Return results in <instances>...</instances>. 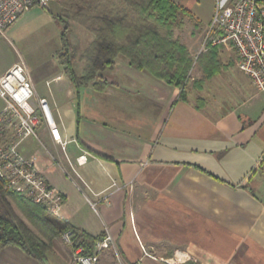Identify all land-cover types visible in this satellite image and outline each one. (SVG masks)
Masks as SVG:
<instances>
[{
	"label": "crops",
	"instance_id": "obj_1",
	"mask_svg": "<svg viewBox=\"0 0 264 264\" xmlns=\"http://www.w3.org/2000/svg\"><path fill=\"white\" fill-rule=\"evenodd\" d=\"M171 1L204 31L217 0ZM50 8L59 10L57 4ZM219 50L220 57H231ZM14 65L0 70V78ZM114 68L117 81L98 92L104 98L95 102V113L84 115L75 138L67 135L55 95L63 90V75L53 70L39 78L27 70L32 106L47 99L67 146L73 144L68 156L67 146L63 152L40 125L21 146L64 196L59 219L110 237L98 253L101 264H164L160 259L176 252L190 256L185 264H264V94L235 65L186 101L178 88L131 68L126 59ZM42 80L46 93L39 89ZM65 87L73 96L71 85ZM3 107L0 98V112ZM0 264H75V251L53 238L44 260L5 247Z\"/></svg>",
	"mask_w": 264,
	"mask_h": 264
},
{
	"label": "trees",
	"instance_id": "obj_2",
	"mask_svg": "<svg viewBox=\"0 0 264 264\" xmlns=\"http://www.w3.org/2000/svg\"><path fill=\"white\" fill-rule=\"evenodd\" d=\"M58 7L57 13L49 11L60 31L61 48L56 58L77 94L78 89L90 83L94 91L102 92L109 83L99 73L113 69L115 59L122 56L128 66L178 88L179 99L187 100L193 59L188 48L173 36L174 28L185 26L181 17L191 16L187 10L171 0H62ZM71 21L93 35L82 55L86 63L82 76L73 68L76 51L70 41ZM219 55V48L214 47L198 56L206 79L231 65L222 64ZM261 164L264 165V157ZM15 207L47 241L25 225ZM66 233L71 248L80 249L83 256L94 255L95 244L104 239L103 235L92 236L73 228L42 205L8 189L0 178V252L5 247H15L44 260L49 242Z\"/></svg>",
	"mask_w": 264,
	"mask_h": 264
},
{
	"label": "built area",
	"instance_id": "obj_3",
	"mask_svg": "<svg viewBox=\"0 0 264 264\" xmlns=\"http://www.w3.org/2000/svg\"><path fill=\"white\" fill-rule=\"evenodd\" d=\"M51 1L0 0V35H4L22 14L36 7L46 8ZM214 47L232 52L235 67L250 80L258 93L264 94V0H231L226 6H217L200 52ZM34 93L22 62L15 64L0 78V98L4 101L0 112V178L6 181L8 189L34 204L42 205L59 218L64 196L47 182L37 158L25 156L21 146L26 139L36 137L40 125L45 126L51 140L63 152L68 141L63 139L47 99L40 98L38 106H32ZM82 158L84 156L78 161ZM64 240L69 241V233L64 235ZM110 244V237L97 242L92 256H83L78 249V263L100 264L96 254ZM160 261L164 264H185L191 258L184 252H176Z\"/></svg>",
	"mask_w": 264,
	"mask_h": 264
},
{
	"label": "rangeland",
	"instance_id": "obj_4",
	"mask_svg": "<svg viewBox=\"0 0 264 264\" xmlns=\"http://www.w3.org/2000/svg\"><path fill=\"white\" fill-rule=\"evenodd\" d=\"M60 1L62 0H52L49 3V7L47 6V8L53 12L54 10L50 7H52V4L59 5ZM210 3L207 4V7L209 6L208 9L205 6L203 7L206 11L205 14L208 13L211 7ZM213 5L214 9L212 16L216 10V7L222 4L220 3V0H217L215 3L213 2ZM47 8L36 7L31 9L29 12H25L8 30L4 32V35H0V70L13 64L22 62L25 65L26 70L34 72V75H37L39 78L45 72H52L53 70H57L59 73H61L64 77L63 90H59L57 93H55V95L58 99V102H61V108L59 112L62 117V122L66 126L67 135L69 138H75L81 127L85 126V121L83 119L84 115L87 116L92 112L95 113L97 109L95 102L98 99H103L104 95L98 94V92L94 91L92 88V83H90L86 87H81L78 89V94L72 87H70V91L73 92V96H69L70 93L68 94L67 87H65V85L66 83L70 84V81L63 73L62 68L56 58V54L61 48L60 31L58 27H56L57 24L52 19V16L49 14V10ZM189 17L191 18V21L194 20L193 15ZM181 18L185 24H187V26H184L183 29L174 28L173 36L174 38H178L179 41L188 48L192 56V68L189 73L190 81L187 85V94L189 97H191V99H196L198 96L199 86L204 85L206 82L215 77L213 76L209 79H206L203 72V65L201 64L200 60H198V56L201 53L200 49L202 46V41L209 24L204 29V31L203 29L196 31L193 28L192 23L188 20V16H182ZM70 27V41L74 45L76 51V60L73 63V68L78 76H82L86 66L85 61L82 59V55L85 48L92 42L93 35H91L84 27L76 22L71 21ZM226 52H228L231 57H220L222 64H228L229 60H231V65L234 66L233 53L230 51ZM220 53L221 51L219 50V54ZM122 58L125 59L124 57ZM123 59H121V56H118L115 59L114 67H119L120 62ZM113 69H106L105 71L100 72L99 76L106 79L108 83L112 81L114 82L116 79L113 77V73L111 72ZM38 85L42 92H47L44 80L40 81ZM51 87L55 88L56 83L52 82ZM122 92L125 96H129L131 98L134 97L132 94L128 95L129 93L127 90H123ZM72 146L73 144L67 146L66 152L68 156L71 155L70 152ZM259 165L263 166L262 164ZM55 170H57V174H59L58 171H60V169L58 166H55ZM14 210L18 214L19 218L23 220L25 225L29 227L35 234L41 237L38 231L29 223V221L18 211L16 207ZM64 235L62 237L63 241L70 245V240L66 242L64 240ZM98 253L96 254L97 257ZM75 264H79L76 250Z\"/></svg>",
	"mask_w": 264,
	"mask_h": 264
}]
</instances>
